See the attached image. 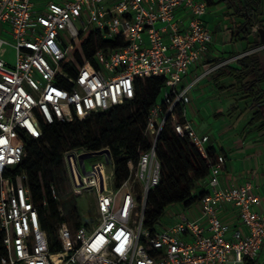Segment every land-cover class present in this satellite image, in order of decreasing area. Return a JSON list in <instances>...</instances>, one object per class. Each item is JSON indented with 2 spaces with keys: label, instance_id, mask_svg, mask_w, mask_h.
I'll return each mask as SVG.
<instances>
[{
  "label": "built area",
  "instance_id": "obj_1",
  "mask_svg": "<svg viewBox=\"0 0 264 264\" xmlns=\"http://www.w3.org/2000/svg\"><path fill=\"white\" fill-rule=\"evenodd\" d=\"M207 9V0H0V264H257L264 247L261 198L250 181L220 185L222 155L209 162L196 217L175 210L154 231L143 226L148 192L160 180L156 143L177 106L184 121L173 124L174 134L207 159L209 136L185 119L191 89L221 66L190 79L213 43L203 20ZM82 35L95 47L70 74L62 63ZM7 47L12 62L4 58ZM149 77L165 80L162 102L148 113L149 149L127 161L129 176L120 186L108 148L65 151L73 209L68 213L50 183L60 218L50 236L42 227L46 201L35 203L26 174L15 171L26 142L43 139L44 125L82 121L131 101L135 79ZM87 196L89 212L77 207ZM226 205L239 225L221 220Z\"/></svg>",
  "mask_w": 264,
  "mask_h": 264
},
{
  "label": "trees",
  "instance_id": "obj_2",
  "mask_svg": "<svg viewBox=\"0 0 264 264\" xmlns=\"http://www.w3.org/2000/svg\"><path fill=\"white\" fill-rule=\"evenodd\" d=\"M209 5L222 3L231 15L239 19L232 30V38L255 41L248 43L245 52L259 47L256 27L264 29V0H208ZM104 44H101L103 46ZM116 43H111L115 47ZM95 45L90 35H82L72 51L62 63L64 69L74 74V67L81 66L91 59ZM221 63L217 60L214 64ZM213 80L231 77L232 85L248 100L247 110L251 117L248 126L257 124L264 130V49L244 55L235 65L224 64L212 72ZM165 80L162 77L137 78L134 81V98L108 111L96 113L88 119L71 123L55 122L44 125L43 139H29L26 142L27 155L15 169L26 174L25 184L29 187L35 203L46 201L44 210L47 216L42 220L43 229L52 237L54 224L60 221L58 204L50 198L49 184L55 183L59 190V179H66L63 168V153L67 150L84 148L97 151L108 148L115 166L116 185L125 181L129 172L127 161L138 159V152L148 150L150 141L144 134L148 113L151 107L162 102ZM163 111L167 104L163 103ZM236 108L233 107V110ZM180 107H176L167 117L155 147L160 163V180L147 195L143 214V226L154 231L172 205H181L185 209L196 204L205 194L197 192L196 182L209 175V162L216 159L214 149L207 148V159L186 138L174 134V123L183 122ZM244 264H256L247 260Z\"/></svg>",
  "mask_w": 264,
  "mask_h": 264
},
{
  "label": "crops",
  "instance_id": "obj_3",
  "mask_svg": "<svg viewBox=\"0 0 264 264\" xmlns=\"http://www.w3.org/2000/svg\"><path fill=\"white\" fill-rule=\"evenodd\" d=\"M219 10L227 20L222 21V25L217 24L212 30L205 25L212 32L213 43L202 62L190 70V79L213 66L235 65L236 60L245 53L250 37L248 41L232 38V30L239 20L234 21L235 17L228 12L226 6ZM215 31L221 35L217 39L214 37ZM227 44L229 46H226ZM233 49L236 51L233 52ZM217 60L221 63L215 65ZM211 75L212 73L199 79L191 89L189 93L191 101L186 107L185 119L191 123L196 133L209 136V147L214 149L215 156L224 157L225 165L218 177L220 185H238L250 181L253 191L261 198L258 210L264 214V130H259L257 124L247 125L251 117L250 112L246 113L247 117L245 114L242 115V118H245L243 129L239 128L241 118L225 117L236 103L232 97L234 93L228 87L232 85L229 84L232 78L222 77L215 81ZM226 83L228 85H225ZM195 185V191H205L208 189L209 178L199 180ZM183 213L189 217H196L197 203L186 208ZM219 216L223 222L231 226L239 225L236 210L231 206H223Z\"/></svg>",
  "mask_w": 264,
  "mask_h": 264
},
{
  "label": "rangeland",
  "instance_id": "obj_4",
  "mask_svg": "<svg viewBox=\"0 0 264 264\" xmlns=\"http://www.w3.org/2000/svg\"><path fill=\"white\" fill-rule=\"evenodd\" d=\"M217 0H214V2H216ZM225 7L224 4L222 3H217L216 4H213V5H210L207 9V14L205 15V25L207 27H209L211 30L217 25V24H223L224 21H226V16H222L221 12H219L220 8L221 7ZM229 13H231V11H228ZM226 19V20H225ZM239 20V19H238ZM223 21V22H222ZM234 21H237V19L235 18ZM221 36L220 33L218 31H215L214 33V37L217 39V37ZM6 37V36H5ZM248 41V40H247ZM255 41L253 39L252 36H250V40L248 41V43L252 44V42ZM226 46H229V44H227ZM253 49L250 50V51H247L245 52L243 55L241 56H244V55H247V54H251L255 51H259L258 48L259 47H252ZM235 52L236 49H233ZM13 56H14V52L13 50L10 48V47H7L6 48V53H5V56L4 58L7 59L8 61H13ZM205 71V70H204ZM232 84V80L229 81V84ZM225 85H228V83H226ZM229 89L234 93L233 94V99L234 101H236L235 105L233 107H235L236 109L235 110H229V115H226L225 117H228L230 116L231 118H241V121L240 122V126L239 128H242V124H243V121H245L244 119L245 118H242V115L245 114V117H247L246 113L249 112L247 110V105H248V100L246 98L243 97V94L238 91V88L237 86H231L229 85L228 86ZM231 87H233L231 89ZM237 107V105H239ZM244 128V127H243ZM242 128V129H243ZM91 166L88 165L87 169H90ZM110 172V169L109 167H107V170H106V173L109 174ZM59 183V193H60V199H61V204L65 207V209L68 211H71V209H73V205H72V196L69 195V191H70V188H69V185L67 183V180L66 179H59L58 181ZM92 198L91 197H85L84 199H80L79 200V205H77V207H80V208H84L87 212L90 211V209H92ZM175 210H180L182 212H184L185 208L181 205H175V206H170L167 208L166 210V213L161 221V224H165L168 222L169 220V215L173 214ZM169 214V215H168ZM56 223L54 224V227L56 228ZM257 264H264V247H262V250L260 252V255H259V258L257 260Z\"/></svg>",
  "mask_w": 264,
  "mask_h": 264
},
{
  "label": "water",
  "instance_id": "obj_5",
  "mask_svg": "<svg viewBox=\"0 0 264 264\" xmlns=\"http://www.w3.org/2000/svg\"><path fill=\"white\" fill-rule=\"evenodd\" d=\"M257 35L259 47L264 48V29L258 28Z\"/></svg>",
  "mask_w": 264,
  "mask_h": 264
}]
</instances>
